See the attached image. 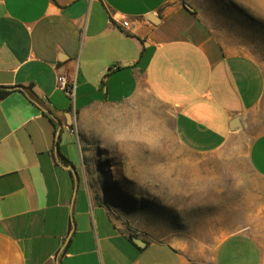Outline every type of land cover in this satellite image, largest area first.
<instances>
[{
    "label": "crops",
    "instance_id": "obj_1",
    "mask_svg": "<svg viewBox=\"0 0 264 264\" xmlns=\"http://www.w3.org/2000/svg\"><path fill=\"white\" fill-rule=\"evenodd\" d=\"M185 5L0 0V264H264V230L249 219L210 241L136 245L85 167L131 164L170 197L152 207H264L242 173L264 179V131L250 136L247 121L264 71Z\"/></svg>",
    "mask_w": 264,
    "mask_h": 264
},
{
    "label": "rangeland",
    "instance_id": "obj_2",
    "mask_svg": "<svg viewBox=\"0 0 264 264\" xmlns=\"http://www.w3.org/2000/svg\"><path fill=\"white\" fill-rule=\"evenodd\" d=\"M182 1L195 10L226 51L252 57L264 71V0ZM247 121L250 136L264 131V93ZM166 138L173 140L172 133L166 132ZM106 152L94 149L100 159H105ZM69 158L76 160L77 154L70 152ZM85 167L92 183L104 187L95 199L106 205L112 220L127 233L152 240L197 237L210 241L238 230L235 225L246 219L253 230H264V207H152L170 203V197L162 186L134 172L131 164L90 163ZM242 173L264 188V179L255 177L245 165Z\"/></svg>",
    "mask_w": 264,
    "mask_h": 264
},
{
    "label": "built area",
    "instance_id": "obj_3",
    "mask_svg": "<svg viewBox=\"0 0 264 264\" xmlns=\"http://www.w3.org/2000/svg\"><path fill=\"white\" fill-rule=\"evenodd\" d=\"M122 27L128 25V21L123 19L120 23ZM57 86L67 95L70 99L74 98L75 92V82L72 77H68L66 74H61L57 76Z\"/></svg>",
    "mask_w": 264,
    "mask_h": 264
},
{
    "label": "trees",
    "instance_id": "obj_4",
    "mask_svg": "<svg viewBox=\"0 0 264 264\" xmlns=\"http://www.w3.org/2000/svg\"><path fill=\"white\" fill-rule=\"evenodd\" d=\"M25 90L27 91L28 95L31 97V99H35L34 94L32 93L31 89L29 86L25 87ZM10 92V89H8L5 86H1L0 85V98L6 96L8 93ZM58 156L60 157V159L64 162V163H69V161L63 157L60 152H57ZM134 236H137L136 234H128V238L131 240Z\"/></svg>",
    "mask_w": 264,
    "mask_h": 264
},
{
    "label": "water",
    "instance_id": "obj_5",
    "mask_svg": "<svg viewBox=\"0 0 264 264\" xmlns=\"http://www.w3.org/2000/svg\"><path fill=\"white\" fill-rule=\"evenodd\" d=\"M188 9H192V7L191 6H189V5H185ZM147 17L149 18V19H151V20H154V18H155V16H154V14H148L147 15ZM156 19V18H155ZM20 88V87H19ZM72 168V167H71ZM132 241L136 244V245H138V246H143L144 244H145V242H144V240L143 239H141V238H139V237H137V236H134L133 238H132Z\"/></svg>",
    "mask_w": 264,
    "mask_h": 264
}]
</instances>
